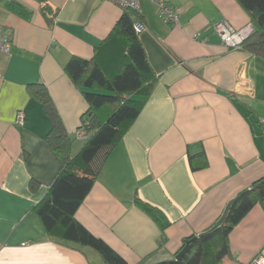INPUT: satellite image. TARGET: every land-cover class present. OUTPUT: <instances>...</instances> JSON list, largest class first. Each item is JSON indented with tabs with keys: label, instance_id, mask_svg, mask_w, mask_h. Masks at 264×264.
Returning <instances> with one entry per match:
<instances>
[{
	"label": "crops",
	"instance_id": "crops-1",
	"mask_svg": "<svg viewBox=\"0 0 264 264\" xmlns=\"http://www.w3.org/2000/svg\"><path fill=\"white\" fill-rule=\"evenodd\" d=\"M13 1L24 14L0 0L12 44L0 51V264H106L92 248L50 238L34 210L63 162L47 139L55 122L33 92L47 90L77 156L90 107L65 68L77 57L112 74L125 51L113 34L124 11L106 0ZM141 2L147 30L139 40L156 81L76 219L127 264H160L216 228L229 204L264 179V58L225 47L212 29L251 24L237 0H169L180 12L176 26L160 18L154 0ZM191 157L207 166L193 170ZM229 247L223 264H251L263 251V205L234 227Z\"/></svg>",
	"mask_w": 264,
	"mask_h": 264
},
{
	"label": "trees",
	"instance_id": "trees-1",
	"mask_svg": "<svg viewBox=\"0 0 264 264\" xmlns=\"http://www.w3.org/2000/svg\"><path fill=\"white\" fill-rule=\"evenodd\" d=\"M237 1L248 13L254 27L253 35L246 40L243 49L264 58V0ZM8 5L13 12L24 14L22 5L13 0L8 1ZM140 18L141 15L135 12L124 11L116 24L113 34L123 39L125 51L112 74H107L94 60L77 57L72 58L65 68L74 84L83 89L90 107L82 123L90 135L77 156L71 154V140L52 107L47 90L39 86L40 91L33 92L55 122L47 139L63 162V169L34 210L50 238L77 247L92 248L106 264L127 263L104 241L85 229L77 221L76 213L91 192L104 160L130 131L153 91L156 76L134 29L135 20ZM193 160L191 157L195 171L207 166V162L195 165ZM137 203L163 222L164 227L167 226L159 212ZM257 204L264 207V179L237 196L224 223L198 238L186 239L175 260L160 264H223L231 255L230 233Z\"/></svg>",
	"mask_w": 264,
	"mask_h": 264
},
{
	"label": "built area",
	"instance_id": "built-area-1",
	"mask_svg": "<svg viewBox=\"0 0 264 264\" xmlns=\"http://www.w3.org/2000/svg\"><path fill=\"white\" fill-rule=\"evenodd\" d=\"M11 1V0H8ZM123 11H132L140 15L142 11L141 0H106ZM158 6L159 16L166 23L176 26L179 25L180 12L174 9L169 0H154ZM134 29L137 34H141L147 30L144 23L139 20H135ZM213 31L217 34L223 45L229 49L241 50L247 39H249L254 33V27L252 24L245 26L242 29H235L228 22H221L213 26ZM10 40L3 34L2 26L0 25V51L9 53L11 50ZM25 122V114L20 112L17 116V123L23 125ZM264 126V122H263ZM78 139L86 141L88 139V131L81 125L80 129L77 131ZM251 264H264V249L258 254Z\"/></svg>",
	"mask_w": 264,
	"mask_h": 264
},
{
	"label": "water",
	"instance_id": "water-1",
	"mask_svg": "<svg viewBox=\"0 0 264 264\" xmlns=\"http://www.w3.org/2000/svg\"><path fill=\"white\" fill-rule=\"evenodd\" d=\"M231 205H232V203L229 204V206L227 207V209H226L224 215H223L222 218L219 220L217 227H218L219 225H221L222 223H224V221L226 220V217H227V215H228V212H229V209H230ZM214 229H215V228H214ZM193 241H195V240H193Z\"/></svg>",
	"mask_w": 264,
	"mask_h": 264
},
{
	"label": "rangeland",
	"instance_id": "rangeland-1",
	"mask_svg": "<svg viewBox=\"0 0 264 264\" xmlns=\"http://www.w3.org/2000/svg\"><path fill=\"white\" fill-rule=\"evenodd\" d=\"M99 92V91H98ZM100 93H105V91H100Z\"/></svg>",
	"mask_w": 264,
	"mask_h": 264
}]
</instances>
